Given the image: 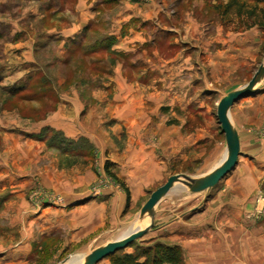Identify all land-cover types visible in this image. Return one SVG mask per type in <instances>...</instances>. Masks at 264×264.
I'll return each instance as SVG.
<instances>
[{"label": "rangeland", "instance_id": "374dc122", "mask_svg": "<svg viewBox=\"0 0 264 264\" xmlns=\"http://www.w3.org/2000/svg\"><path fill=\"white\" fill-rule=\"evenodd\" d=\"M124 5L134 13L118 20ZM143 8L149 17H142ZM259 8L264 0H3L0 264L84 260L137 227L141 206L169 176L196 178L218 166L226 148L215 118L217 103L243 87L264 62V26L253 25ZM250 10L255 19L247 16ZM235 104L228 117L243 153L235 168L200 193L175 184L156 209L161 222L176 217L215 221L221 215L231 220L232 212L222 208L238 205L234 217L240 226L233 231L234 257L228 264H264V79L256 93ZM135 110L150 123L145 144L154 141L152 124L207 122L209 160L168 167L160 178L144 180L134 209L120 203L110 210L106 202L124 194L119 181L129 190L118 172L113 173L118 181L105 172H112L111 158L127 156L130 143L128 131L113 124ZM89 201L96 217L90 233L88 207L78 208ZM42 210L49 219L65 212L59 218L64 228L53 223L46 233L38 224L30 241L28 221ZM78 219L82 231L73 239L76 228L65 223ZM168 235L153 239L179 245L184 264L187 249ZM145 236L116 254L152 240ZM207 261L202 264H212ZM104 262L108 257L98 264Z\"/></svg>", "mask_w": 264, "mask_h": 264}, {"label": "crops", "instance_id": "0c3cea01", "mask_svg": "<svg viewBox=\"0 0 264 264\" xmlns=\"http://www.w3.org/2000/svg\"><path fill=\"white\" fill-rule=\"evenodd\" d=\"M2 1L3 0H0V3ZM78 6H80V3ZM125 6L126 5H124L123 9L119 12L125 15L121 16L120 14L118 20L132 17L134 12L127 9L128 7ZM142 11V17L150 16V11L145 10L144 8ZM76 33L74 32V34ZM78 33L80 34L81 32ZM71 35L69 34V36ZM234 105L236 104H233V106ZM237 106H240V104ZM129 115L130 116L122 114L120 117L121 122L113 124V126L120 125V127L124 128L126 132L128 131L127 139L130 143L126 145L127 156L124 157L123 160H115L111 158V173L118 176V172L120 179L128 184V209L131 210L135 208V203L137 202L139 196L143 194V189L145 188L144 180L156 176L160 178L162 176V172H169L171 170L170 168H172V170L177 169L179 165H183L186 162L193 163L199 161L200 163H207L210 155L209 144L211 135H209L207 122L204 125L199 124L198 126L185 125L186 127H183V122H181V124L173 122L168 125L158 123L152 124L153 135L155 137L154 141H152V143L145 144L144 130L150 123L145 122L146 120H144L143 115L140 114L139 110H135V113H130ZM220 134L222 133L220 132ZM238 137L240 144V154L238 158H240L243 153L239 133ZM168 167H170L169 170ZM113 191L117 192V190ZM125 201L126 199L124 193L123 196H120L119 194L112 196L110 201L106 203H108L110 210H115L120 203L125 207ZM94 205L95 204H93V202L89 201V203H86L84 206L78 207H88L90 213L88 212V225L86 228L89 233L91 232V229H95L96 217L95 214H91V211L95 209ZM222 211H224V213L226 211H231L233 216L232 219L225 220L223 219L224 215H221V218L215 221L213 219L205 221H190L188 219L176 217L168 222H161L160 211L156 209L153 222L154 227L146 233L145 239L155 238L160 239L161 241L163 232H167L170 235H168L170 239L172 237L180 239L178 243L187 249V254L186 256L184 255V264H202L204 260H209L207 262H212V264H228L230 259L234 257L233 252H231L234 246L230 245V242L233 241L235 237L233 231H235L236 227L238 228L240 226L238 219H235L234 217L235 212H238V205L235 206L233 204L231 209H225L224 207L222 208ZM45 212L42 210L41 215L28 221V223H30L28 225L32 228L29 236L31 237L30 241L37 236L33 232V227L34 230H38V224L43 231H47L46 233H49V231L52 230L51 228L54 227L53 223H56V229L61 227L64 228V222H60L59 218H61L62 215L64 216L65 212H63V214L59 211L53 213L56 218L52 219H49ZM79 220L81 219H78V222L75 221L65 223V226L68 228H76L73 229V239H75V236L79 237L81 235L80 231H82V224ZM225 223L229 226V229L225 230L226 233L224 232ZM83 227L85 228V225H83ZM163 243L169 244L167 242ZM103 264H110V262H104Z\"/></svg>", "mask_w": 264, "mask_h": 264}, {"label": "water", "instance_id": "95a60500", "mask_svg": "<svg viewBox=\"0 0 264 264\" xmlns=\"http://www.w3.org/2000/svg\"><path fill=\"white\" fill-rule=\"evenodd\" d=\"M264 79V62L260 64L252 75L250 80L241 88L232 90L223 96L217 103L215 118L219 125L220 132L223 134L226 144V156L224 160L209 172L191 178L189 176L178 174L169 176L166 181L154 191H152L144 204L141 206L137 227L126 234L124 237L105 243L93 249L83 260L81 264H97L103 258H106L115 252L131 245L135 240L141 238L153 227L156 208L165 195L175 184H182L189 193H200L214 188L237 164L240 154L239 137L236 129L231 125L228 118L230 108L238 100L249 96L258 91V85ZM147 225L144 226V222Z\"/></svg>", "mask_w": 264, "mask_h": 264}, {"label": "trees", "instance_id": "16d2710c", "mask_svg": "<svg viewBox=\"0 0 264 264\" xmlns=\"http://www.w3.org/2000/svg\"><path fill=\"white\" fill-rule=\"evenodd\" d=\"M230 5L231 3L226 7L228 8ZM259 9V19H255L252 10L247 13V16L255 19L253 25L257 24L258 26H264V8ZM105 172L108 173V176L112 179L117 180L113 173L108 172L107 168H105ZM119 184L125 193V210H127L129 205V192L122 181H119ZM108 259L110 264H183L182 250L179 245L164 244L154 239L145 242L144 246L135 247L132 252L121 254H116L115 252L108 256Z\"/></svg>", "mask_w": 264, "mask_h": 264}, {"label": "bare ground", "instance_id": "6f19581e", "mask_svg": "<svg viewBox=\"0 0 264 264\" xmlns=\"http://www.w3.org/2000/svg\"><path fill=\"white\" fill-rule=\"evenodd\" d=\"M83 262V260L80 259V257H74L72 258L68 263L66 264H73V263H76V264H81Z\"/></svg>", "mask_w": 264, "mask_h": 264}]
</instances>
